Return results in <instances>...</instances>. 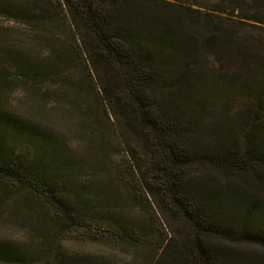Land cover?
I'll return each mask as SVG.
<instances>
[{
	"label": "trees",
	"instance_id": "16d2710c",
	"mask_svg": "<svg viewBox=\"0 0 264 264\" xmlns=\"http://www.w3.org/2000/svg\"><path fill=\"white\" fill-rule=\"evenodd\" d=\"M260 1L0 0V13L70 32L64 48L57 28L40 39L48 57L14 55L0 37V209L16 204L22 215L6 223L28 231L0 237V264H90L59 241L84 226L129 232L119 195L143 202L161 230L180 222L151 264H264L241 249L264 247V40L240 28L264 24ZM216 55L258 61L217 75ZM222 97L248 101L231 122L216 116ZM60 99L70 123H55L49 103ZM113 148L125 153L114 172Z\"/></svg>",
	"mask_w": 264,
	"mask_h": 264
},
{
	"label": "rangeland",
	"instance_id": "374dc122",
	"mask_svg": "<svg viewBox=\"0 0 264 264\" xmlns=\"http://www.w3.org/2000/svg\"><path fill=\"white\" fill-rule=\"evenodd\" d=\"M247 2L249 5L261 4L260 0H247ZM245 8L249 7L245 5ZM259 15H261V18H264V14L260 13ZM55 28L59 31V34L55 35L56 37L59 36L57 39L61 41V46H63V48L66 47L67 42L69 43L70 41V32L65 22H62L61 26L54 27L52 25H47V23L31 22L30 20L14 18L5 13H0V30L4 33V35H1L0 37L3 39L2 42L4 43V46L13 45V47L16 48L14 55H22L31 48H38L42 57H48L47 53H49V51L47 47L44 46L43 42L39 41L42 37L50 36V31ZM240 28H242L246 34L251 35L254 40L256 38L264 40V24L254 23V25H251L247 23L243 26L241 25ZM261 43H263V41L256 44V47ZM243 59L235 58L230 65L231 60L228 59V55H225L224 57H218L216 55L209 58V65L207 67H214L211 72L217 75L219 74L216 68L220 69V72L231 73V71H234L243 74L250 68L253 69L258 61L257 56H251L250 59H247L248 61H246L245 58ZM23 95L22 92L17 91L9 97V102L14 103L17 100L19 101L22 99ZM217 101H220L216 110L218 120L222 122H231L230 120L236 119L235 114L239 108V104L245 100L239 99V102H236L232 106H228V100L224 99V97L218 98ZM63 102L64 101L60 99L58 102L49 103V106H54L57 109L54 111V120L56 124L57 122L62 123L65 114L69 117L68 110L66 109L67 106L64 105ZM247 102L248 101H245V104H247ZM57 116L59 117L56 118ZM70 118L71 117L68 119L69 123L70 120L72 121ZM69 128H72V126L70 125ZM119 129L122 130L120 126ZM247 129L254 130L251 127V121H249ZM73 141L72 144L76 151H79L83 145L85 147L84 139H82V141ZM124 155V151H115L114 148L108 152L107 161L109 166L112 167L111 169L113 172L117 169L119 170L121 167L120 161ZM148 164L149 161L146 160V157L143 158V169L149 170L148 167L150 165ZM203 172L202 168L199 167L197 173L194 171L193 175L196 173L199 177ZM214 175L216 180L220 179L223 181V179H225L218 177L216 174ZM230 182H234L232 177L228 180V183ZM115 197L116 200H119V203L114 206V210L116 211L115 214L119 215L118 218L125 222L131 229L129 232L119 233L115 230L107 231L94 228L88 232L87 228L84 226L82 229L74 228L68 233L63 234L59 244L63 249L68 250L70 253L78 252L88 256L89 259H92L90 264H151L153 255L158 253L159 245L163 242V235L165 234L169 236V233L172 232V230L177 229L176 224H179L180 222L178 220H176V223L171 221L166 229L162 227L161 230L159 223L152 221L150 212L146 209L145 204L143 202L141 203L139 199L131 200L122 195ZM113 204L114 203H112V205ZM112 205L109 203L106 208ZM9 215L12 217H20L22 213L20 209L16 207V204L8 205V202H3L0 209V222L2 224H0V237L7 236L12 240L17 241L26 239L28 231L27 229L22 228L24 225L6 223ZM258 225L264 228V214L261 216ZM242 246L241 249L248 252V254L264 257V247L261 244L249 243Z\"/></svg>",
	"mask_w": 264,
	"mask_h": 264
}]
</instances>
